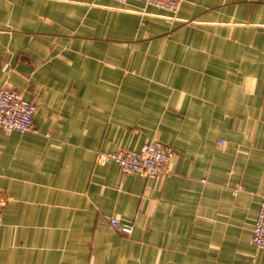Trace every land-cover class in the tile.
<instances>
[{"label":"crops","instance_id":"crops-1","mask_svg":"<svg viewBox=\"0 0 264 264\" xmlns=\"http://www.w3.org/2000/svg\"><path fill=\"white\" fill-rule=\"evenodd\" d=\"M3 86L37 132L0 130V264H264V0H0ZM153 140L166 175L96 163Z\"/></svg>","mask_w":264,"mask_h":264},{"label":"built area","instance_id":"built-area-1","mask_svg":"<svg viewBox=\"0 0 264 264\" xmlns=\"http://www.w3.org/2000/svg\"><path fill=\"white\" fill-rule=\"evenodd\" d=\"M125 3L129 0H114ZM153 5L168 13L176 14L182 0H132ZM36 106L26 100L22 94L7 86L0 87V130L6 133L14 131L36 133L33 117ZM47 136V135H46ZM223 145V141H219ZM174 156L171 146L160 141L143 144L139 150L120 149L113 152H97L96 163L114 162L123 174L137 173L143 178L166 175ZM6 197L0 191V226L3 223L2 210ZM109 226L115 231L130 234L133 225L122 222L118 217H110ZM252 242L257 249H264V195L261 197L259 211L252 228Z\"/></svg>","mask_w":264,"mask_h":264}]
</instances>
